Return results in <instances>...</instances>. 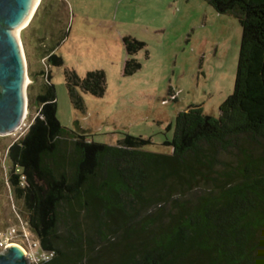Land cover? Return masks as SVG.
I'll use <instances>...</instances> for the list:
<instances>
[{"label": "trees", "instance_id": "1", "mask_svg": "<svg viewBox=\"0 0 264 264\" xmlns=\"http://www.w3.org/2000/svg\"><path fill=\"white\" fill-rule=\"evenodd\" d=\"M205 1L241 27L233 92L217 115L177 112L163 152L140 135L108 144L63 126L51 67L63 64L65 36L45 51L44 83L28 91L37 112L6 153L35 254L52 253L38 264H264V0ZM122 41L130 75L141 42ZM65 84L75 107V87L96 97L106 88L101 70L66 71Z\"/></svg>", "mask_w": 264, "mask_h": 264}, {"label": "rangeland", "instance_id": "2", "mask_svg": "<svg viewBox=\"0 0 264 264\" xmlns=\"http://www.w3.org/2000/svg\"><path fill=\"white\" fill-rule=\"evenodd\" d=\"M18 36L26 62L28 122L37 112L28 106V91L39 92L49 69L45 51L65 36L56 47L63 64L51 67L60 123L108 144L125 133L140 135L151 140L144 149L163 152L160 143L171 134L165 125L177 112L200 105L217 115L233 92L241 27L205 0H39ZM124 36L141 42L133 53L140 68L130 75L122 74ZM91 70L104 72L105 92L96 97L75 87L83 100L75 107L65 72L82 77ZM19 137L0 135V233L9 232L4 239L0 235V250L14 243L30 259L35 239L8 181L7 148Z\"/></svg>", "mask_w": 264, "mask_h": 264}, {"label": "water", "instance_id": "3", "mask_svg": "<svg viewBox=\"0 0 264 264\" xmlns=\"http://www.w3.org/2000/svg\"><path fill=\"white\" fill-rule=\"evenodd\" d=\"M37 0H0V135L11 133L26 107V62L18 36ZM30 18V17H29ZM0 264H29L24 250L10 244L0 250Z\"/></svg>", "mask_w": 264, "mask_h": 264}, {"label": "built area", "instance_id": "4", "mask_svg": "<svg viewBox=\"0 0 264 264\" xmlns=\"http://www.w3.org/2000/svg\"><path fill=\"white\" fill-rule=\"evenodd\" d=\"M26 117H27V111L25 112L23 118L21 119V121L19 122V124L16 126V128L12 131L14 134H18L19 136H21L27 130V128L29 127L31 121L28 122L26 120ZM6 234H9V232H7V233H0V235H3V238H1V239H4V237H6ZM8 245L9 244H7L6 246H8ZM6 246H4V247H6ZM35 246H36V242H32V247H33L32 250H33V252H29L30 255H32V257L30 259L28 258L29 264H38V262L40 261V259H47L52 254L51 252H48V253H42V254H40V255L37 256L35 254V251H34V247Z\"/></svg>", "mask_w": 264, "mask_h": 264}, {"label": "bare ground", "instance_id": "5", "mask_svg": "<svg viewBox=\"0 0 264 264\" xmlns=\"http://www.w3.org/2000/svg\"><path fill=\"white\" fill-rule=\"evenodd\" d=\"M38 3H39V0H37V2H36V4H35V7H37ZM29 17H32V16H31V13H30V15L28 16V19L26 20V22L20 27V29H21L22 27H24V26L27 24V22H29V19H30ZM20 29H19V30H20ZM22 50H23V49H22ZM13 244H14V243H13ZM21 248H22V247H21Z\"/></svg>", "mask_w": 264, "mask_h": 264}, {"label": "crops", "instance_id": "6", "mask_svg": "<svg viewBox=\"0 0 264 264\" xmlns=\"http://www.w3.org/2000/svg\"><path fill=\"white\" fill-rule=\"evenodd\" d=\"M118 2V1H117Z\"/></svg>", "mask_w": 264, "mask_h": 264}]
</instances>
